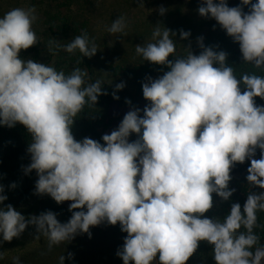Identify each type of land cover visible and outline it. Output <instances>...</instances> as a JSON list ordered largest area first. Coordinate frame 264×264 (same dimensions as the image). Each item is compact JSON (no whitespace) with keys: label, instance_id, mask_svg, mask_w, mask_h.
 I'll use <instances>...</instances> for the list:
<instances>
[{"label":"clouds","instance_id":"9594fccd","mask_svg":"<svg viewBox=\"0 0 264 264\" xmlns=\"http://www.w3.org/2000/svg\"><path fill=\"white\" fill-rule=\"evenodd\" d=\"M241 5L250 10L229 7L227 0H203L198 12L214 18L239 44L243 63L264 69V0H241ZM35 12L34 7L14 8L0 18V124L27 128L31 163L25 172H37V194L57 204L71 201L72 216L67 223L52 211L26 219L8 204L0 207L3 241L11 242L31 224L51 248L79 233L90 237V227L107 221L127 233L117 251L124 264H152L157 256L159 264H186L202 241L212 246L215 264H262L264 246L256 247L254 228L257 212H264V105L255 98L264 99V76L245 73L238 79L226 65L227 53L205 47L203 37L197 38L199 55L189 50L186 57L169 60L176 52L175 33L157 26L155 42L136 45V53L170 70L143 84L150 101L143 116L132 108L117 130L102 136L103 145L88 137L77 141L71 130L75 117L107 93L100 80L85 86L88 73L79 67L66 75L19 57L39 42L32 27ZM126 27L119 17L108 32L124 33ZM189 36L180 31L181 39ZM53 45L60 47L50 41L49 51ZM64 50L91 58L97 46L84 33ZM124 87L123 82L115 86L117 91ZM133 133L139 138L129 142ZM246 160L247 182L260 191H251L243 208L233 203L223 221L208 218L213 194L229 200L236 191L229 188L231 171ZM5 200L0 194V205ZM64 260L62 255L60 264ZM14 264H21L19 258Z\"/></svg>","mask_w":264,"mask_h":264},{"label":"trees","instance_id":"16d2710c","mask_svg":"<svg viewBox=\"0 0 264 264\" xmlns=\"http://www.w3.org/2000/svg\"><path fill=\"white\" fill-rule=\"evenodd\" d=\"M55 1L52 0L54 8L46 14L48 28L43 31V42L47 48V56L40 63L53 66L57 71H63L66 75L71 74L77 67L86 70L88 76L85 78V86L97 80L101 81L93 56L91 58L83 57L79 50L75 53H68L64 50V46L80 34L75 30L76 26L71 24L69 2L67 0ZM255 2L256 0H253V3ZM227 3L229 7H243L244 12L250 10V6L241 5V0H227ZM202 4L203 2L197 4V10ZM198 18V26L204 31V46L211 47L217 52H226V65L234 68L238 79L245 73L264 76V69H257L252 64L243 63L239 44L227 35L214 18L201 16L199 12ZM50 41H55L60 47L57 48L53 45L52 50L49 51ZM39 47L40 42L30 47L21 59L25 60L33 55L31 60L35 62L40 56ZM189 50L194 55H199L203 51L199 45L187 48L182 52L176 50L169 60L174 61L178 57H186ZM169 70L166 65L152 62L129 66L117 64L110 67L109 75L112 79L131 84L145 107L150 105V101L143 96V84L147 82V78L158 79ZM115 86L116 84L102 82V91L107 94L99 96L95 105L86 104L82 112L75 117L71 130L77 141L88 137L103 145L102 136L109 134L116 122H122L115 116V110L124 106L127 93L124 89L117 91ZM243 90L244 87L241 85V91ZM113 93L119 99H115ZM255 100L257 105H264V99L256 97ZM30 143L31 135L24 125L16 123L14 126L8 127L0 124V186L4 188L3 193L0 194L7 196V200L0 207L11 204L26 219L33 215L39 216L41 213L52 211L56 214L59 222L67 223L72 216V212L69 211L71 201L61 204L55 202L53 207L25 212L35 195V182L38 177L35 170L25 172L31 163V154L28 152ZM255 158H260L259 149L256 150ZM249 167V160L243 164L237 163L233 167L229 188H234L236 191L227 201L222 200L214 193L213 208L205 214L208 218L223 221V218L230 213L233 203H240L243 208L247 195L251 191H260L247 182ZM13 184L15 187H12ZM240 231H245V229L241 228ZM89 232L91 233L90 237L88 233H79L70 242H62L50 248L48 238L39 234L35 225L29 224L25 231L19 237L13 238L11 242L3 241L2 235H0V255H2L0 264H14L15 258H19L21 264H60L62 255L65 256L64 264H124L123 260L117 256V251L122 249L127 233L121 231L119 223L111 225L107 221H103L97 226L90 227ZM254 232L259 236V243L256 247L264 246V212H257V226L254 228ZM38 235L39 239H37ZM69 253L73 254L71 259ZM152 264H159L158 256ZM186 264H215L212 246L206 241L200 242L197 251Z\"/></svg>","mask_w":264,"mask_h":264},{"label":"rangeland","instance_id":"374dc122","mask_svg":"<svg viewBox=\"0 0 264 264\" xmlns=\"http://www.w3.org/2000/svg\"><path fill=\"white\" fill-rule=\"evenodd\" d=\"M67 1L70 6L71 24L76 26L75 30L80 35L87 33L89 40L94 41L97 46V52L93 59L101 81L108 84L123 82L125 85L123 88L127 93L125 104L122 108L115 110V116L121 120L132 108L141 109L140 115L143 116L144 103L139 100L136 90L131 84L110 77V67L117 64L129 66L149 62L137 55L136 45L146 46L148 43H154L152 33L157 26L161 30L167 28L175 33L171 39L178 52L198 46L197 38L204 36V31L198 26L197 10V4L202 3L203 0H142L143 7L140 6L141 0ZM32 7L35 8L37 17L32 27L40 42V56L35 62L40 63L47 56V48L43 42V31L48 28L46 14L54 8L52 0H0V18L11 9ZM161 7L166 9L164 14L159 11ZM119 17H124L127 24L124 33L110 34L108 28ZM181 30L190 32L188 39H181ZM28 49L21 50L19 57L24 56ZM32 56L30 55L25 61L32 59ZM126 101H131V103ZM120 123L121 121L116 122L109 134L113 130H117ZM138 138L137 134L133 133L129 137V142ZM54 204L55 201L51 196L37 194L35 189V195L25 212L50 208Z\"/></svg>","mask_w":264,"mask_h":264}]
</instances>
